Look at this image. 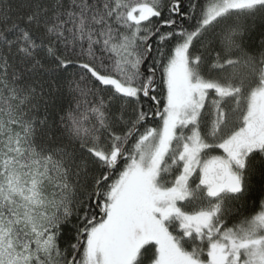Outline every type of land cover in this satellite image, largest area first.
<instances>
[{
    "label": "snow or ice",
    "instance_id": "obj_1",
    "mask_svg": "<svg viewBox=\"0 0 264 264\" xmlns=\"http://www.w3.org/2000/svg\"><path fill=\"white\" fill-rule=\"evenodd\" d=\"M0 264H264V0H0Z\"/></svg>",
    "mask_w": 264,
    "mask_h": 264
}]
</instances>
